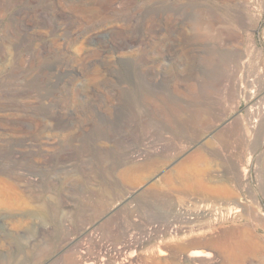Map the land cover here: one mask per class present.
<instances>
[{"label": "rangeland", "instance_id": "1", "mask_svg": "<svg viewBox=\"0 0 264 264\" xmlns=\"http://www.w3.org/2000/svg\"><path fill=\"white\" fill-rule=\"evenodd\" d=\"M74 260L264 264V0H0V264Z\"/></svg>", "mask_w": 264, "mask_h": 264}, {"label": "bare ground", "instance_id": "2", "mask_svg": "<svg viewBox=\"0 0 264 264\" xmlns=\"http://www.w3.org/2000/svg\"><path fill=\"white\" fill-rule=\"evenodd\" d=\"M258 116V115H257ZM182 167V166H181ZM183 168V167H182ZM180 169V168H179ZM179 171V170H178ZM182 171V169L180 170ZM243 173H246V170L245 169H242ZM139 178V176H138ZM137 178V179H138ZM136 179V178H135ZM140 179V178H139ZM165 181L166 183L167 182H172V179L170 176H167L165 178ZM191 184V183H190ZM189 184V185H190ZM195 185V184H194ZM197 185V184H196ZM202 185V184H201ZM191 186V185H190ZM187 187V186H186ZM200 187V186H199ZM205 187V185H204ZM195 188V187H194ZM207 188V187H206ZM197 189V188H195ZM208 189V188H207ZM159 190V189H158ZM201 190V189H199ZM209 190V189H208ZM207 190V191H208ZM211 190V189H210ZM209 192V191H208ZM207 192V193H208ZM241 234V233H240ZM244 236V235H243ZM221 241V239H219L216 235H206L204 238H200V240L197 241V244H200L202 247H199L197 249H194L192 251H189V253L186 255L187 257H189L188 259H195L196 257H206L207 258H210L214 255V253L212 252V250H210V248L208 247H213L215 246L216 244H218L219 242ZM242 244V243H241ZM237 245V244H236ZM238 248V247H237ZM230 249V248H229ZM162 251V250H161ZM232 251V249H231ZM161 254H163V251L161 252ZM233 254V253H232ZM226 255V254H224ZM229 255V254H228ZM234 258V257H233ZM197 260V259H196ZM201 260V259H200ZM231 260V259H230ZM79 261V260H78ZM208 261V260H207ZM206 262V261H205ZM74 263L75 264H80V262H77V260H74ZM93 262H89V261H85L83 264H92ZM225 264H227V262H225ZM230 264V262H229Z\"/></svg>", "mask_w": 264, "mask_h": 264}, {"label": "built area", "instance_id": "3", "mask_svg": "<svg viewBox=\"0 0 264 264\" xmlns=\"http://www.w3.org/2000/svg\"><path fill=\"white\" fill-rule=\"evenodd\" d=\"M197 213L202 214L204 216H210L211 219L217 220L219 217H231L235 216L238 212V208L232 206H224L221 204L212 205L211 203H201L198 205ZM189 218L190 216H184ZM194 218V216H192Z\"/></svg>", "mask_w": 264, "mask_h": 264}]
</instances>
